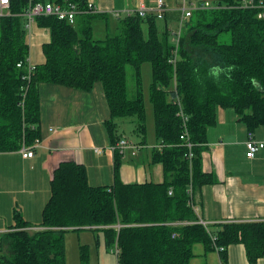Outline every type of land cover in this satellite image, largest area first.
<instances>
[{"label": "trees", "instance_id": "16d2710c", "mask_svg": "<svg viewBox=\"0 0 264 264\" xmlns=\"http://www.w3.org/2000/svg\"><path fill=\"white\" fill-rule=\"evenodd\" d=\"M40 1L85 8L88 0ZM238 1L218 0L224 7L194 12L177 46L174 33L166 28L160 32L153 14L85 13L73 24L38 17L36 25L48 29L49 40L42 44L44 62L35 64L25 81L17 63L29 53L22 16L28 0H10L11 14L0 17V152L40 139L42 83L85 92L100 83L109 110L104 125L110 144L119 139L116 118L125 116L133 118V131L145 142L141 65L149 61V100L156 144L161 145L153 148L152 162L162 165L164 176L161 182L124 183L119 178L121 154L114 151L113 183L93 186L83 166L60 162L42 210V229L28 230L31 225L15 210L14 223L1 241L6 254L0 252V264H66L64 233L80 228L102 230L105 245H115L116 264H189L195 243L207 250L222 247V264H227L232 244L244 246L250 264L264 255V220L224 222L211 230L198 223L192 202L195 190L217 180L203 170L202 155L217 109L231 108L248 132L264 126V18H257L255 9L236 7ZM95 20H103L104 38L93 37ZM127 65L135 81L131 96ZM22 86H27L23 106ZM185 128L191 149L180 138ZM177 221L187 223L171 224ZM79 248L84 263L88 245Z\"/></svg>", "mask_w": 264, "mask_h": 264}, {"label": "crops", "instance_id": "0c3cea01", "mask_svg": "<svg viewBox=\"0 0 264 264\" xmlns=\"http://www.w3.org/2000/svg\"><path fill=\"white\" fill-rule=\"evenodd\" d=\"M88 1L104 12L119 11V15L114 17L135 12L140 5H155V0ZM163 1L165 12L159 19L165 20V23L170 21L172 28L166 25L165 28L173 33L181 15L182 0ZM44 29L35 25L29 38H26L28 46L31 47L34 42L29 57L35 64L44 62L42 44L47 41H41L39 37V30ZM36 45H39L42 55L36 50ZM39 95L41 136L34 155L24 158L20 149L0 152L1 253L6 250L1 241L14 223L15 210L31 225L28 230L42 229V210L51 195L53 171L60 162L72 160L83 166L90 185H111L114 181V152L108 148L110 139L104 125L109 118V110L100 83L95 84L89 92L42 83L39 85ZM235 116L234 111L221 110L218 118L225 123L217 122L207 130L206 149L202 154L203 170L212 172L217 180L195 190L192 202L198 209V217L209 225L264 220V147L252 158L245 155L248 130L244 123L234 122ZM117 134L118 138L124 137L139 145L135 153L126 148L120 155L121 181L161 182L164 176L162 165L152 162V150L157 140L149 142L147 138L140 143L138 138L132 142L119 125ZM253 136L264 141V126L256 128ZM97 148L101 151L97 152ZM193 253L189 264H222L218 252L207 250L202 243L193 245ZM226 253L227 264H250L240 243L229 245ZM253 264H264V255Z\"/></svg>", "mask_w": 264, "mask_h": 264}, {"label": "built area", "instance_id": "2783aa9c", "mask_svg": "<svg viewBox=\"0 0 264 264\" xmlns=\"http://www.w3.org/2000/svg\"><path fill=\"white\" fill-rule=\"evenodd\" d=\"M221 4L217 3H210L206 0L201 1H192L188 2L187 0H182L181 4V15L178 21L177 29L174 31L173 41L176 43V46L179 41V37L181 32L184 29L186 21L193 15L196 11L201 10H209V9H218L222 8ZM236 7H242V8H251L256 10V16L259 19L264 18V0H239ZM10 0H0V17L5 15H10ZM104 12L101 9H99L96 5H94L92 2L87 1L85 8H79L77 4L66 2V3H56L52 1H40V0H28L25 10L22 12V16L25 18L24 27L26 29V38H29V36L32 33V28L36 24V19L41 16H54L61 20H66L68 23L73 24L75 21V18L78 14H85V13H99ZM165 12V4L163 0H155V5L151 7H145L143 5H140L138 9L135 12H128L129 13H137L139 16H145L146 14H153L157 18H162L163 14ZM110 13L113 16H118L119 11L112 10ZM18 67L24 68V74L23 79L29 80L31 77L32 72L35 70V63L32 62L29 56L26 57L24 62L17 63ZM22 100L20 101L21 106H23L24 97L27 91V86H22ZM186 117H183V125L186 124ZM181 139H184L186 141V145L189 149L192 147L191 141H189L187 136V130L184 129L183 133L180 136ZM40 139H36L35 142L31 145H26L22 143L20 152L22 157L24 158H31L34 155V149L39 146ZM161 145L156 144L153 148H159ZM245 147H246V153L245 155L249 158H252L255 153L264 147V141L257 140L253 136V132H248L247 140L245 141ZM110 150L117 151L120 154H123L124 150L126 148L132 149L133 153H135L139 149L138 144H134L129 142L126 138L122 137L119 138L118 141L115 144H110L108 147ZM97 152H100L101 149L97 148L95 149ZM189 157L192 156V153L189 152ZM188 192L190 193L191 190L188 189ZM187 222L184 221H177L173 222L171 224L180 225L185 224ZM198 223L202 224L203 226L207 227L209 225L208 222L203 220L202 218L198 219ZM215 239V237H212ZM222 247H216L215 250L218 252L222 250ZM116 250L113 251L115 254Z\"/></svg>", "mask_w": 264, "mask_h": 264}, {"label": "rangeland", "instance_id": "374dc122", "mask_svg": "<svg viewBox=\"0 0 264 264\" xmlns=\"http://www.w3.org/2000/svg\"><path fill=\"white\" fill-rule=\"evenodd\" d=\"M210 3H217L218 0H206ZM123 14L122 16L126 15ZM36 25V24H35ZM34 25V26H35ZM93 37L96 39L104 38L105 29L103 20H95L93 23ZM157 25L159 31L161 32L165 25L168 28H172L173 24L168 21L165 23V20H161L157 18ZM37 26V25H36ZM143 32L146 36V27L143 26ZM40 40H49V32L48 29L39 30ZM34 38V33H33ZM34 42H32L31 47L29 46L28 56H31V51L33 48ZM35 50V47L34 49ZM36 50L39 51V45H36ZM38 53L41 54L39 51ZM42 55V54H41ZM33 62V61H32ZM34 63V62H33ZM132 66H126V85H127V93L131 96L134 93L135 89V81L132 74ZM141 81H142V92L145 106V114H146V138H148L149 142L156 141L155 132H154V123H153V110L152 105L149 100V85L151 82V63L149 61L144 62L141 65ZM170 87H173V83L170 84ZM223 109H217V122L225 123L218 118V113ZM225 110H229L233 113L231 108H226ZM235 115V113H234ZM116 123L121 127L122 131L129 138L130 141H137L139 138L132 130V126L134 125L133 118L131 116L118 117L116 118ZM235 123L238 122L237 116H235ZM196 212L198 213L197 207H195ZM219 225H209V229L218 228ZM64 242H65V262L66 264H116V256L113 253L115 249V245L111 247H107L104 241V234L102 230L99 229H87L80 228L77 230H68L64 233ZM87 244L88 245V258L82 263L79 258V246ZM6 250L2 251L4 253ZM6 254V253H4Z\"/></svg>", "mask_w": 264, "mask_h": 264}, {"label": "bare ground", "instance_id": "6f19581e", "mask_svg": "<svg viewBox=\"0 0 264 264\" xmlns=\"http://www.w3.org/2000/svg\"><path fill=\"white\" fill-rule=\"evenodd\" d=\"M165 4V3H164ZM134 12V11H133ZM192 195V194H191Z\"/></svg>", "mask_w": 264, "mask_h": 264}]
</instances>
